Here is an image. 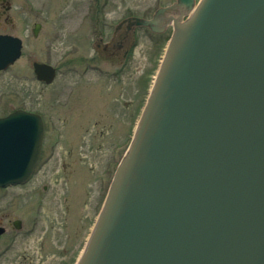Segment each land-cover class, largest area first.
Segmentation results:
<instances>
[{
	"label": "water",
	"instance_id": "water-1",
	"mask_svg": "<svg viewBox=\"0 0 264 264\" xmlns=\"http://www.w3.org/2000/svg\"><path fill=\"white\" fill-rule=\"evenodd\" d=\"M194 5L127 21L162 30L168 12L175 32L77 264H264V0H201L183 21ZM21 54L0 34V70ZM43 138L39 114L0 117V187L28 179Z\"/></svg>",
	"mask_w": 264,
	"mask_h": 264
},
{
	"label": "rangeland",
	"instance_id": "rangeland-1",
	"mask_svg": "<svg viewBox=\"0 0 264 264\" xmlns=\"http://www.w3.org/2000/svg\"><path fill=\"white\" fill-rule=\"evenodd\" d=\"M176 4L6 0L10 9L0 16V33L20 37L23 49L0 71V116L18 108L37 112L46 130L32 178L0 188V264L77 262L146 102L170 27L162 34L138 29L126 52L105 53L96 44L100 37L111 40L123 18H149ZM35 61L58 68L53 83L36 78Z\"/></svg>",
	"mask_w": 264,
	"mask_h": 264
},
{
	"label": "flooded vegetation",
	"instance_id": "flooded-vegetation-1",
	"mask_svg": "<svg viewBox=\"0 0 264 264\" xmlns=\"http://www.w3.org/2000/svg\"><path fill=\"white\" fill-rule=\"evenodd\" d=\"M5 3H6V0H0V16H2L3 14L6 15L8 10L10 9L9 6L8 7L5 6ZM166 15H169V13L165 14V16ZM6 16H8V14ZM134 16H136V15H134ZM165 16L162 17L161 19L166 23L168 21L166 20ZM129 17H132V16H129ZM129 17H127V18H129ZM151 17H149V18H151ZM125 19L126 18H123L114 27L113 36H112L111 40H107V42H109L107 46H105L103 43L98 45V47L102 46L100 48L103 49L102 50L103 52H105V53H109L110 52V53L114 54V53L120 52V51H122L124 49H125V52H126L128 50V48L134 44L135 35L137 33V30L141 29V28H148V27H135L134 25H128L127 22H124ZM168 27H170V31H169V33H170L172 28H173V26L172 25L170 26V24H167L166 28L162 32H156V31L154 32L150 28H148V29L151 32H153V33L162 34V33H165L168 30ZM18 224L20 225V223H18ZM18 224H16V225H18ZM1 227H3V226H1ZM4 230L5 229L0 231V234L3 233Z\"/></svg>",
	"mask_w": 264,
	"mask_h": 264
},
{
	"label": "bare ground",
	"instance_id": "bare-ground-1",
	"mask_svg": "<svg viewBox=\"0 0 264 264\" xmlns=\"http://www.w3.org/2000/svg\"><path fill=\"white\" fill-rule=\"evenodd\" d=\"M172 22V24H175V19H173V20H171ZM156 75V74H155ZM155 75H154V77H155ZM154 77H153V79H154Z\"/></svg>",
	"mask_w": 264,
	"mask_h": 264
}]
</instances>
